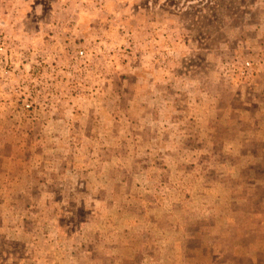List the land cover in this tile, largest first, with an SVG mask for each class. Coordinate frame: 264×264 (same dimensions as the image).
<instances>
[{
    "label": "rangeland",
    "instance_id": "obj_1",
    "mask_svg": "<svg viewBox=\"0 0 264 264\" xmlns=\"http://www.w3.org/2000/svg\"><path fill=\"white\" fill-rule=\"evenodd\" d=\"M0 264H264V0H0Z\"/></svg>",
    "mask_w": 264,
    "mask_h": 264
}]
</instances>
